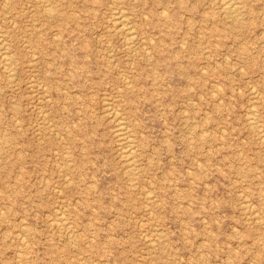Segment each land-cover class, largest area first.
I'll list each match as a JSON object with an SVG mask.
<instances>
[{"label": "rangeland", "instance_id": "obj_1", "mask_svg": "<svg viewBox=\"0 0 264 264\" xmlns=\"http://www.w3.org/2000/svg\"><path fill=\"white\" fill-rule=\"evenodd\" d=\"M237 1L0 0V264H264V0Z\"/></svg>", "mask_w": 264, "mask_h": 264}, {"label": "bare ground", "instance_id": "obj_2", "mask_svg": "<svg viewBox=\"0 0 264 264\" xmlns=\"http://www.w3.org/2000/svg\"><path fill=\"white\" fill-rule=\"evenodd\" d=\"M56 3V2H55ZM221 4H222V8H223V10H224V13L228 16V17H230L231 18V23L232 24H238L239 22H240V19H239V12H240V8H239V5H238V1L237 0H221ZM48 7V6H47ZM50 7V6H49ZM51 9V8H50ZM122 10V9H121ZM124 11V10H123ZM123 13V12H122ZM121 12H120V24L122 25V30H124V31H126V33L127 34H131V33H133L132 32V30H134V28L132 29L130 26H129V23H128V21H127V18L124 16V15H121L122 14ZM223 13V14H224ZM113 14H116V13H113ZM127 14V13H126ZM128 15V14H127ZM131 16V15H130ZM117 19V18H116ZM119 19H117V20H119ZM114 21H116V20H114ZM113 21V22H114ZM117 22V21H116ZM133 24V23H132ZM131 24V25H132ZM115 25V24H114ZM36 27H37V25H36ZM115 27V26H114ZM118 27H120V26H118ZM117 29V28H116ZM120 29V28H119ZM136 29V28H135ZM124 34V33H123ZM126 35V34H125ZM128 35V36H129ZM132 35H134V34H132ZM128 36H127V38L126 39H128ZM135 36H136V32H135ZM3 37V36H2ZM131 37H134V36H131ZM4 39V38H3ZM128 43V42H127ZM1 44V43H0ZM8 44H6V46H7ZM6 50H8V49H6ZM6 52V51H5ZM4 52V53H5ZM8 53V52H7ZM9 54V53H8ZM7 54V55H8ZM6 55V54H5ZM2 56H4V55H2ZM12 56V55H11ZM141 56V55H140ZM149 56V55H148ZM7 60V59H6ZM8 62H10L9 61V59H8ZM12 63H13V61H12ZM11 64V63H10ZM8 66V65H7ZM10 66H12V64L10 65ZM9 66V68H12V67H10ZM5 67H3L2 69H4ZM7 68V67H6ZM13 70V69H12ZM15 70V69H14ZM12 77H13V75H12ZM125 78V77H124ZM127 80V79H126ZM128 81V80H127ZM129 84V83H128ZM130 85V84H129ZM114 110V109H113ZM113 110H111V111H113ZM117 112H118V110H116ZM112 113V112H111ZM118 114H119V112H118ZM257 114V113H256ZM254 115V114H253ZM256 116V115H255ZM112 118V117H111ZM252 118V117H251ZM253 119V118H252ZM121 120V118H119V120L118 121H120ZM250 120V119H249ZM255 120V119H254ZM260 120V119H259ZM121 121H124V119L123 120H121ZM251 121V120H250ZM253 121V120H252ZM258 122H260V121H258ZM126 124V123H125ZM125 124H123L124 126H125ZM253 124V123H252ZM254 125V124H253ZM124 126H122L120 123L118 124V131L119 132H117V133H120V136L121 135H124V131L126 130H123V127ZM115 127V126H114ZM129 127V125L127 126V128ZM256 127V126H255ZM262 128V127H261ZM116 131V130H115ZM132 132V131H131ZM127 134V133H126ZM125 134V135H126ZM129 134V133H128ZM119 136V135H118ZM134 136V135H133ZM129 137V136H128ZM135 137V136H134ZM130 138H133L132 136H130ZM130 138H128V139H130ZM204 139V138H203ZM123 140H125V139H123ZM121 141H122V139H121ZM133 142V141H132ZM128 143H129V141H128ZM130 145L128 146L129 148H130V146H131V142L129 143ZM120 146V145H119ZM127 148V147H126ZM128 148V149H129ZM124 149H125V146H124ZM132 149H133V147H132ZM1 150V149H0ZM123 150V149H122ZM124 151V150H123ZM132 151H134V149L132 150ZM132 151L131 150H125V152H124V156H126V158H127V160H129L128 162L130 163V161L132 160L133 161V159H131V153H132ZM1 153H2V151H1ZM5 154V153H4ZM122 154H123V152H122ZM136 156V155H135ZM4 158H6V157H4ZM136 157H134V159H135ZM136 160H138V159H135V161ZM69 161H71V160H69ZM131 161V162H132ZM123 163H124V161H123ZM130 165H135L134 163L133 164H130ZM129 165V166H130ZM131 167V166H130ZM140 167V166H139ZM139 167H136V168H139ZM129 167H127V169H128ZM134 167H131V169H133ZM135 169V168H134ZM136 170V169H135ZM135 170H133V171H135ZM137 173V172H136ZM131 174V173H130ZM131 180V179H130ZM132 181V180H131ZM134 187V186H133ZM64 212V211H63ZM63 212H62V215H63ZM65 215V214H64ZM57 216H60V214H58ZM67 216V215H66ZM61 220V219H60ZM67 220V219H66ZM66 220H64V224H65V221ZM56 221H58V220H56ZM62 223H63V221H62ZM72 224V223H71ZM70 225V224H69ZM67 224H66V228H67ZM69 227V226H68ZM71 227V226H70ZM74 228V227H73ZM69 229V228H68ZM68 229H67V231H68ZM72 231L70 230V233H71ZM74 235H76V234H74ZM73 235V236H74ZM72 236V235H71ZM27 236H25L23 239H25ZM71 238V237H70ZM75 238V237H74ZM28 242V241H27ZM154 241H152V243H153ZM26 243V242H25ZM75 243V242H74ZM155 243V242H154ZM78 245V244H77ZM76 246V245H75Z\"/></svg>", "mask_w": 264, "mask_h": 264}]
</instances>
